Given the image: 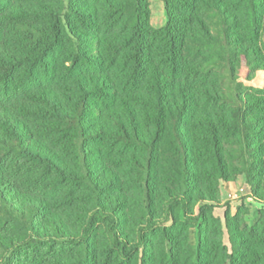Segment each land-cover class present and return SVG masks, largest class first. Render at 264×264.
<instances>
[{"label": "trees", "instance_id": "obj_1", "mask_svg": "<svg viewBox=\"0 0 264 264\" xmlns=\"http://www.w3.org/2000/svg\"><path fill=\"white\" fill-rule=\"evenodd\" d=\"M164 2L160 29L147 0L2 3L0 217L12 225L0 230V264H148L160 219L215 200L213 178L228 175L223 134L264 194V169L249 161L264 165V98L220 86V70L233 80L240 60L257 63L264 0ZM56 52L69 81L61 74L53 90L40 83ZM202 178L208 192L195 189ZM218 230L200 234L192 264H264V215L231 253ZM167 237L159 257L176 264Z\"/></svg>", "mask_w": 264, "mask_h": 264}, {"label": "rangeland", "instance_id": "obj_2", "mask_svg": "<svg viewBox=\"0 0 264 264\" xmlns=\"http://www.w3.org/2000/svg\"><path fill=\"white\" fill-rule=\"evenodd\" d=\"M13 1L14 0H0V10L5 9V6H2L3 2L12 3ZM25 2L27 3V1ZM147 2L150 12L149 24L151 28L160 29L164 27L168 22L164 0H147ZM254 44L257 46L258 61L256 64L250 62L248 66H245V63L240 60L236 67L235 78L233 80L228 78L224 70H220V79L222 80L220 85L222 88L221 90H223L227 96H232V94L234 95L237 93L264 98V20L260 38L258 42ZM62 61L61 53L56 52L52 58V62L56 67L55 73L52 76L43 74L40 83L42 86L50 87L54 90V88L57 87L56 85L60 82L62 75V82L69 81L68 78L65 77L67 73L65 67H69V64L65 63L64 67L62 66L63 64L61 65ZM214 109L219 112H227L226 106L222 107L218 105ZM222 138L228 175L226 180L218 181L215 187L214 184L216 180L213 178L210 184L212 190L209 192L215 195V200L199 202L193 206L191 205L193 202H190V204L187 205V212L181 213L176 221L170 219L162 221L164 218L160 219L158 223L160 229H158L154 237L151 238L153 248L152 254L150 255L151 259L147 261L148 264H166L162 261L163 259L159 257V241L160 236L163 235L164 228L168 236L166 250L171 251L176 264H192L198 250L200 234H203L206 240L207 234L209 235L212 229H216L217 231L221 229L223 246L231 253V240L235 238L248 240L253 233V229L264 215V194L261 193L259 189L262 183L261 181L256 182V180H262L260 175H257L259 170H253L249 173L246 159H243L241 156L240 146L234 142L233 138L226 137L225 134L222 135ZM206 161L208 160L204 158L199 159L198 167L194 166V170H201L206 166ZM249 161L253 165L255 164V166L264 169L262 162L257 161L254 163L253 160L250 159ZM121 166L123 170L126 168L123 164ZM230 168L233 169L231 170ZM124 172L127 173L128 176H131L130 181L134 178V173H129L125 170ZM122 178L123 180L126 179L123 175ZM198 180L199 179H195V189L208 192L207 189L209 188L207 183L203 182L204 178H202V180L200 179V181ZM130 186L127 187L126 191H123V193L128 199H133L136 192L132 183ZM199 206H206L203 212L207 217L209 216L205 229H202L200 221L197 219ZM207 206H209V208H207ZM174 209H176V207ZM10 224L12 225L10 222L3 223V219L0 217V230L2 226ZM126 227H129L128 223ZM2 258V252L0 250V261Z\"/></svg>", "mask_w": 264, "mask_h": 264}]
</instances>
